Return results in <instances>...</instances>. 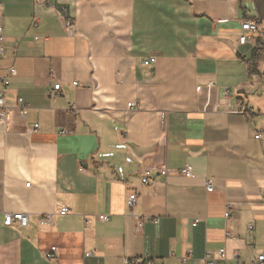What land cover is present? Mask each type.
Segmentation results:
<instances>
[{
	"label": "crops",
	"instance_id": "1",
	"mask_svg": "<svg viewBox=\"0 0 264 264\" xmlns=\"http://www.w3.org/2000/svg\"><path fill=\"white\" fill-rule=\"evenodd\" d=\"M45 1L0 0V264H181L189 251L186 264H253L264 254V46L238 40L242 21L264 27V0ZM18 212L29 226H4Z\"/></svg>",
	"mask_w": 264,
	"mask_h": 264
},
{
	"label": "built area",
	"instance_id": "2",
	"mask_svg": "<svg viewBox=\"0 0 264 264\" xmlns=\"http://www.w3.org/2000/svg\"><path fill=\"white\" fill-rule=\"evenodd\" d=\"M38 2L40 3H44L46 4L45 0H38ZM64 21H65V27H66V31L67 34L72 36L75 34L76 28H75V21L73 18H71L68 14H62ZM38 24V20L36 19L34 21V25L36 26ZM6 35L4 32V29L0 27V57L3 55L4 53V41H5ZM254 38H259L264 46V27L261 25L260 22H258L257 20H253V19H246L244 21H242L241 23V34L239 36V40H238V45L239 46H245L248 43H250ZM236 52L239 54V57L242 59L244 56L238 51L236 50ZM157 62V59L155 57H150L148 59H146L144 61V66L148 67L150 65H153ZM8 72L10 75H15L16 71L14 67H10L8 69ZM3 85L5 87L9 86V80L4 79L3 80ZM74 86H77V83H74ZM211 85H208V89H211ZM61 84H55L54 86L50 87L48 90V98L50 100H54L56 98H58L61 95ZM263 91H264V86H263ZM226 96H231V94L229 93L228 90H226L225 92ZM19 110H20V114L22 116H25L28 112V106L27 104L23 101V99H19ZM128 109L130 110H134L137 108V105L134 103H129L128 104ZM242 110V108H241ZM5 118H6V111H5V99H4V93L2 91H0V123L5 122ZM39 125H35L34 126V130H38ZM64 133V132H63ZM262 136V134H258L256 136V139H260ZM169 171L167 169H164L161 171V175L162 176H168ZM179 175L184 176L186 178H191L193 177V173L189 168H184L182 170H179L177 172ZM151 175V170L148 169L146 170L145 174H144V178L142 179L143 184L147 185L150 183L149 181V176ZM26 186H30V184H27ZM206 186H207V190L208 191H212L213 190V186L211 184V181H207L206 182ZM137 201V195L136 194H131L129 196L128 199V205L131 209L134 208V205ZM70 213V210L68 208H61L60 210H58L57 212L53 213V214H48L46 216H44L43 218H41L39 220V225L41 227H48V226H52L55 218L57 216H66ZM226 217L229 216V212L227 211L225 214ZM100 221L102 222H107L109 220V217L106 215H101L99 216ZM145 221L147 220H142L139 219L138 220V226L139 228H141L143 226V224L145 223ZM92 221L88 220L86 221V225L91 224ZM198 223V220H196L193 223V226H195ZM3 224L6 227H10V228H15V229H26L29 224H30V216L26 213H7L4 215L3 218ZM92 255V252H88L85 254L86 257H89ZM191 255V251H189L186 256H184L181 259V264H186L189 257ZM220 257L224 258L225 257V250H221L220 252ZM46 259L51 261V262H55L58 259V249L57 247H52L50 249V251L48 253H46ZM140 261L137 260H131V261H127L128 264H139ZM200 264H215L214 260H211V258L209 256H206L202 262ZM253 264H264V254H260L258 256V258L256 260L253 261Z\"/></svg>",
	"mask_w": 264,
	"mask_h": 264
}]
</instances>
